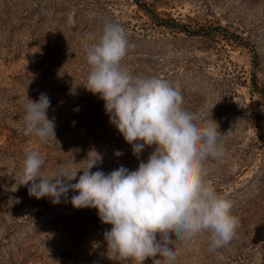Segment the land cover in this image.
Instances as JSON below:
<instances>
[{"label":"rangeland","instance_id":"rangeland-1","mask_svg":"<svg viewBox=\"0 0 264 264\" xmlns=\"http://www.w3.org/2000/svg\"><path fill=\"white\" fill-rule=\"evenodd\" d=\"M108 22L127 33L122 67L166 80L185 110L224 133L226 151L203 163V177L232 202L239 227L214 252L208 232L170 245L176 264H264V0H0V264H137L108 253L111 225L94 208H74L78 193L53 204L20 183L27 151L44 159L43 178L64 169L77 172L74 184L92 151L108 173L135 170L154 150L138 160L99 94L84 87L85 46ZM41 92L56 124L47 143L23 134L24 105Z\"/></svg>","mask_w":264,"mask_h":264},{"label":"clouds","instance_id":"clouds-1","mask_svg":"<svg viewBox=\"0 0 264 264\" xmlns=\"http://www.w3.org/2000/svg\"><path fill=\"white\" fill-rule=\"evenodd\" d=\"M90 39L93 42L85 46L90 70L84 87L99 94L109 123L138 160L146 147L155 148L135 170L120 166L108 173L98 167L101 154L92 151L74 184L70 181L77 172L64 169L43 178L44 159L37 151H27L21 185L32 182L29 195L50 198L53 204L67 200L70 191L78 193L70 203L76 209H96L101 223L111 225L103 233L104 241L108 253L120 260L144 264L159 256L164 264H176L180 253L170 245L202 232L210 234L211 252L229 244L240 218L232 214V202L204 179L202 168L207 159L221 158L226 151L218 124L212 119L202 122L197 113L185 110L182 93L166 80L133 76L121 66L130 47L122 25L108 22ZM50 106L46 93L36 101L28 98L25 136L34 135L43 143L56 140L55 120L47 116ZM114 155L123 153L117 150Z\"/></svg>","mask_w":264,"mask_h":264}]
</instances>
